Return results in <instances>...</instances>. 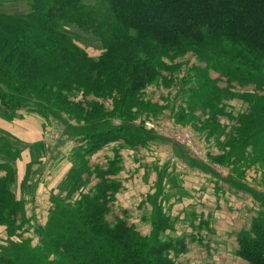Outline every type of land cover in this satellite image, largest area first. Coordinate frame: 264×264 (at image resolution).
Listing matches in <instances>:
<instances>
[{
	"label": "trees",
	"instance_id": "16d2710c",
	"mask_svg": "<svg viewBox=\"0 0 264 264\" xmlns=\"http://www.w3.org/2000/svg\"><path fill=\"white\" fill-rule=\"evenodd\" d=\"M100 1L108 5L112 19L107 33L103 34L121 42L118 49L130 44L124 34L133 30L134 43L153 41L185 53H201L207 49L224 51L247 65L261 67L263 70L259 73L264 84V0ZM83 10L86 6L81 0H32L30 12L0 11V101L7 117L29 108L45 117L52 115L58 121L67 122L64 127L76 132L74 137L80 145L75 146L71 154L74 166L66 178V182L69 181L65 198H71L73 192L85 187L92 174L98 179L90 190H81L74 200L65 202L66 199L55 196L56 207L50 212L41 235L44 243L45 239L48 241V250L33 246L29 238L20 242L9 240L0 253V264H175L171 252L177 255L185 251L186 244L184 238L175 242L172 238L163 239V233L172 227L158 201L163 190L149 196L154 225L150 235L141 233L126 218L118 217L111 222L107 215L121 189V182L114 178L122 169L120 160L116 157L107 166L96 164L95 167H91L88 160V156L115 141L123 140L136 147L147 145L154 138L161 139L152 130L137 124L131 118L132 106H128L157 79L159 68L153 56H137L132 49L113 61L110 50L114 46L98 58L90 56L73 42L69 33L59 28L60 21L81 19L87 25L97 26L102 34L100 30L106 18L93 9ZM94 68L97 69L95 77L92 75ZM76 89L116 93L113 112H117L121 122H114L115 115L103 118L102 113L97 112L101 110L98 106L86 115L88 119L93 113V122L71 126L61 112L66 107L72 108L70 97ZM215 91L214 87L209 96L219 95ZM211 101L193 102V105L200 103L205 108L212 107L213 104H208ZM72 105L84 111L82 106L73 102ZM249 105L250 110L241 116L240 136L230 141L233 144L225 156L238 168L242 163L264 167V95ZM7 146H1V151L12 160L16 159L19 151L13 150L9 141ZM179 147L183 146L178 144ZM191 160L198 164L200 161ZM202 166L204 171L212 170L208 164ZM221 179L236 189L242 187L232 175ZM214 182L218 192L223 185ZM14 183V167L9 162L0 164V224L8 226L9 236L19 232L25 221L23 203L11 189ZM242 188L253 198H259L264 206V193ZM178 192L183 193L180 184L175 185L171 197ZM262 208L252 219L250 229L243 230L238 237V254L248 264H264Z\"/></svg>",
	"mask_w": 264,
	"mask_h": 264
},
{
	"label": "rangeland",
	"instance_id": "374dc122",
	"mask_svg": "<svg viewBox=\"0 0 264 264\" xmlns=\"http://www.w3.org/2000/svg\"><path fill=\"white\" fill-rule=\"evenodd\" d=\"M81 1L86 6L84 12L93 9L107 22L101 27L100 34L97 26L87 25L81 19L60 21L59 28L69 33L77 46L94 58L105 55L114 46L110 50L112 61L132 49L137 56H153L159 68L157 79L128 106H132L131 118L161 139L154 138L147 145L136 147L123 140L115 141L88 156L91 167L96 164L107 166L116 157L120 160L122 169L114 178L121 182V189L111 202L107 218L111 222L118 217L126 218L141 233L150 235L154 225L153 205L149 196L163 190L158 201L162 204L163 215L172 222V227L163 233V239H173L175 242L184 238L186 244L185 251L177 255L171 252L175 264H248L238 254V237L243 230L250 229L252 219L264 206L259 198H253L242 187L264 193V167L242 163L238 168L225 156L231 150L233 143L230 144V141L240 136L238 127L242 114L250 110L251 101L256 102L257 97L264 95L263 76L259 73L263 69L247 65L241 59L215 49L185 53L180 49L162 47L153 41L134 43L133 30L124 34L130 44L118 49L121 42H115L109 35L103 34L112 24L108 5L100 0ZM31 7L32 0H0V11L6 13H27ZM96 72L94 68V77ZM214 87L219 95L209 96ZM101 92L74 90L70 100L82 106L84 111L77 110L70 101L72 108L62 109V117L71 126L77 127L86 121L93 122L94 114L87 119V112L99 106L102 111L97 112H101L103 118L115 115L114 122L120 123V116L113 112L118 95ZM208 99L213 100L208 102L209 105L213 104L212 107L205 108L200 103L193 105V102ZM1 105L0 101V108ZM29 110L23 108L12 117L2 116L5 119L20 117L24 120L23 113L25 116L29 114L26 112H34L45 118L46 123L41 129L40 141L34 144L40 153L31 150V160L28 162L22 157L23 151L28 148L23 146L24 141L15 136V139L9 138L0 132V164L9 162L14 167L15 183L11 189L23 203L22 218L25 219L21 230L12 236L8 234V226L0 224V253L9 240L20 242L26 238L31 239L33 246L48 250V241L45 239L44 243L41 235L42 229L47 227L50 212L56 207L55 196L66 199L65 202L74 200L81 190L88 191L98 182L96 175L92 174L85 187L73 192L71 198H65L69 181L66 182V178L74 166L71 154L80 145L74 137L76 132L69 128L63 133L62 128L67 122ZM75 111L80 114L76 115ZM7 141L12 144L13 150L19 151L16 159L12 160L1 151V146L8 147ZM178 144L183 147L178 148ZM62 159L64 161L60 165ZM191 159L200 160L199 164ZM19 162H23L24 168L19 166ZM43 162L48 173L39 178V174L32 176L35 172L32 166ZM202 164H208L214 172L209 168L204 171ZM231 175L242 183L240 190L221 179ZM39 181V196L33 198ZM214 181L223 185L218 192ZM177 184L181 185L183 193L178 192L171 197Z\"/></svg>",
	"mask_w": 264,
	"mask_h": 264
},
{
	"label": "crops",
	"instance_id": "0c3cea01",
	"mask_svg": "<svg viewBox=\"0 0 264 264\" xmlns=\"http://www.w3.org/2000/svg\"><path fill=\"white\" fill-rule=\"evenodd\" d=\"M24 111H26V110H24ZM29 111H32V110H29ZM26 113H29V114L24 116V113H23L22 118L23 119L25 118L24 120L20 119V117H17V118L12 119V120L10 118L5 119L7 116L6 112L4 111L3 108H0V132H1V135H4V136L8 135L9 138L15 139V137H16V138H19L21 141H24L23 146H25V147L28 146V148H26L23 151L22 157L24 158L25 162H28L31 160V150L34 152L40 153V150L35 149L34 144L37 141H40L41 129L45 125L46 120H45V118H43L42 116H40L37 113H34V112H26ZM2 116L5 118H3ZM23 122H25L26 124H23ZM62 129H63V133H66L67 129L65 127ZM67 136H69V135H67ZM69 138H70V136H69ZM64 158H67V157L65 156ZM63 159L60 160V165H61L62 161H64ZM19 163H20L19 166L24 168L23 162H19ZM45 164H46L45 162H43V164L42 163L34 164L32 166V169H34L35 172H33L32 176L34 175V177H35L37 174H39L38 175V178H39V176L43 175L44 173L45 174L48 173V171L46 170L47 166H45ZM43 166H45V168H43ZM25 169H26V166H25ZM195 171H196V169H195ZM39 184H40V181L36 187L33 198H38V196H39L38 195L39 194L38 192L40 189Z\"/></svg>",
	"mask_w": 264,
	"mask_h": 264
}]
</instances>
